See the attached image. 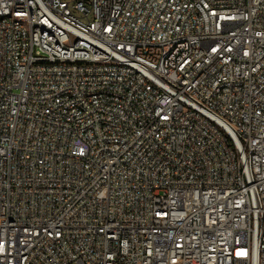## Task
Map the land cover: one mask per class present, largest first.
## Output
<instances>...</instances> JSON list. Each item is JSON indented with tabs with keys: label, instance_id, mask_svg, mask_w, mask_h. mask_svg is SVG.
Segmentation results:
<instances>
[{
	"label": "built area",
	"instance_id": "2783aa9c",
	"mask_svg": "<svg viewBox=\"0 0 264 264\" xmlns=\"http://www.w3.org/2000/svg\"><path fill=\"white\" fill-rule=\"evenodd\" d=\"M0 264H264V0H0Z\"/></svg>",
	"mask_w": 264,
	"mask_h": 264
}]
</instances>
